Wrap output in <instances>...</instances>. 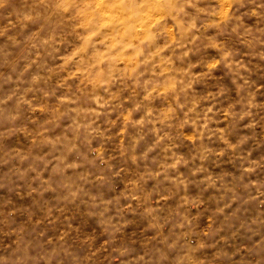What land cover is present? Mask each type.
Instances as JSON below:
<instances>
[{
    "label": "clouds",
    "instance_id": "clouds-1",
    "mask_svg": "<svg viewBox=\"0 0 264 264\" xmlns=\"http://www.w3.org/2000/svg\"><path fill=\"white\" fill-rule=\"evenodd\" d=\"M0 264H264V0H0Z\"/></svg>",
    "mask_w": 264,
    "mask_h": 264
}]
</instances>
